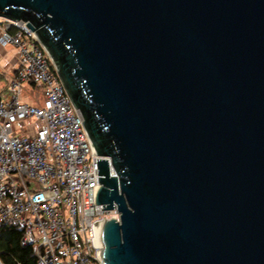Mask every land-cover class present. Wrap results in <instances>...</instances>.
I'll return each instance as SVG.
<instances>
[{
	"label": "water",
	"instance_id": "obj_1",
	"mask_svg": "<svg viewBox=\"0 0 264 264\" xmlns=\"http://www.w3.org/2000/svg\"><path fill=\"white\" fill-rule=\"evenodd\" d=\"M97 159L100 264H264V0H0ZM113 172V173H112Z\"/></svg>",
	"mask_w": 264,
	"mask_h": 264
},
{
	"label": "built area",
	"instance_id": "obj_2",
	"mask_svg": "<svg viewBox=\"0 0 264 264\" xmlns=\"http://www.w3.org/2000/svg\"><path fill=\"white\" fill-rule=\"evenodd\" d=\"M0 46L18 52L10 99L0 98V228L23 229L37 264H100L102 225L120 213L96 203L101 158L82 115L24 22L0 18ZM31 83L41 87L40 98ZM24 85L33 89L28 100Z\"/></svg>",
	"mask_w": 264,
	"mask_h": 264
},
{
	"label": "trees",
	"instance_id": "obj_3",
	"mask_svg": "<svg viewBox=\"0 0 264 264\" xmlns=\"http://www.w3.org/2000/svg\"><path fill=\"white\" fill-rule=\"evenodd\" d=\"M31 86L36 89L40 98L41 87L36 83H31ZM23 236L24 230L17 226L0 228L1 264H37L34 248L23 244Z\"/></svg>",
	"mask_w": 264,
	"mask_h": 264
},
{
	"label": "rangeland",
	"instance_id": "obj_4",
	"mask_svg": "<svg viewBox=\"0 0 264 264\" xmlns=\"http://www.w3.org/2000/svg\"><path fill=\"white\" fill-rule=\"evenodd\" d=\"M18 54L17 50L13 47L6 48L5 55H0V98L3 101L10 99L11 93L6 91L8 82L13 75L14 67L12 59ZM33 93V89L29 85H24L22 90V97L24 100H28ZM23 128H27V125L23 123ZM16 134L25 135L22 129L16 130Z\"/></svg>",
	"mask_w": 264,
	"mask_h": 264
},
{
	"label": "crops",
	"instance_id": "obj_5",
	"mask_svg": "<svg viewBox=\"0 0 264 264\" xmlns=\"http://www.w3.org/2000/svg\"><path fill=\"white\" fill-rule=\"evenodd\" d=\"M5 53H6V48H3V47L0 46V55H5ZM12 63L14 65V67L17 66V64H18V54L16 55L15 58L12 59Z\"/></svg>",
	"mask_w": 264,
	"mask_h": 264
}]
</instances>
